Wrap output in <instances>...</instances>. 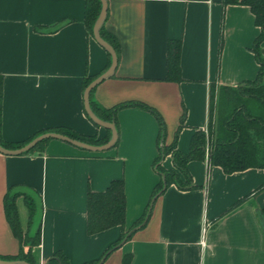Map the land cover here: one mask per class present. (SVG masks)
I'll use <instances>...</instances> for the list:
<instances>
[{
  "label": "crops",
  "instance_id": "obj_1",
  "mask_svg": "<svg viewBox=\"0 0 264 264\" xmlns=\"http://www.w3.org/2000/svg\"><path fill=\"white\" fill-rule=\"evenodd\" d=\"M84 6L85 0H0L4 142H24L57 127L106 136L83 106V78L101 74L109 60L86 28ZM103 27L117 41V66L95 87L92 100L105 109L136 102L155 110L166 128V145L174 141L184 113L176 147L185 154L194 133L207 130L211 86L216 95L224 89V116L239 99L236 89L257 76L252 45L260 28L246 5L107 0ZM169 40L181 42L180 82L165 79ZM116 119L117 142L102 152L50 139L41 152L0 153V256L19 251L3 208L5 194L16 187L41 202V212L29 224L23 197L16 199L22 231L33 235L40 227V243L32 249L35 264H47L57 252L69 264L99 260L149 204V216L101 264H122L125 255H131L130 264H264V169L225 174L195 159L187 164L194 189L171 185L151 202L162 180L154 165L162 146L158 121L138 107L119 110ZM160 164L174 170L171 156ZM114 180L124 184V226L89 236L87 193L104 192Z\"/></svg>",
  "mask_w": 264,
  "mask_h": 264
},
{
  "label": "trees",
  "instance_id": "obj_2",
  "mask_svg": "<svg viewBox=\"0 0 264 264\" xmlns=\"http://www.w3.org/2000/svg\"><path fill=\"white\" fill-rule=\"evenodd\" d=\"M224 5L227 4H242L249 7L254 15V21L260 28V32L254 40L252 50L255 53L258 62V72L254 81L246 82L239 86L237 94L239 99L228 112L222 116L221 104L224 101V89L219 88L218 94H215L213 86L210 88V117L207 127V135L204 131H197L191 137L189 152L182 153L177 150L176 140L184 123V113L179 120V126L174 136V141L166 145L164 138L166 128L163 120L159 114L147 107L146 105L128 102L118 104L112 108L105 109L98 106L91 98L90 107L93 113L102 121L112 122L117 129L116 114L119 110L127 107H138L152 113L159 124L158 142L162 144L159 149V155L156 158L154 165L156 172L162 177V180L155 186L151 202L153 199L163 193L169 186L175 185L180 190H191L195 186L192 184L191 176L187 170V164L195 159L205 160V148L208 144L209 153L207 163L211 166L220 167L225 174H232L247 170L249 168L264 169V56L261 54V43L264 40V0H222ZM101 9L100 0H85L84 18L83 21L89 34H92L93 24L98 17ZM100 34L114 48L116 55L118 54V44L115 37L104 30L102 25ZM180 51L181 42L178 40H169L167 43V57H166V81L180 82ZM109 54V53H108ZM110 55L107 66L110 65ZM93 77L85 76L83 78V90L90 84ZM215 95L218 98L217 104V121L215 127L212 125L213 100ZM1 99H2V76L0 75V128H1ZM239 101V102H238ZM224 104V103H223ZM57 133L66 136L70 139L77 140L92 146H101L106 144L111 132L106 130V136L98 139L95 136H82L68 128L57 127L35 134L30 139L24 142L7 143L1 138L0 131V146L8 149H18L34 138L45 133ZM48 140L40 142L34 149L28 153L41 152L44 149ZM171 156L174 170L164 169L160 161L166 157ZM16 187H11L4 196L3 208L6 220L9 227L19 243V251L14 256H0L1 260H20L28 264H35L32 249L40 243V227L29 235L24 233L20 226L19 216L16 207V199L23 197L24 203L28 210L29 224L32 223L37 212H41V202L30 194L24 191H14ZM125 194L124 184L122 180H114L110 182L109 186L104 192H88L86 198V231L89 236L95 235L110 228L120 226L123 227L125 223ZM240 203L234 206L236 208ZM150 204L147 207L144 215L136 221L128 232L122 234L121 238L112 246H110L103 256L90 264H101L108 255L123 241L126 235L135 227L141 225L146 217L149 216ZM129 238V237H128ZM131 255H125L122 264H130ZM48 264H69L67 258L60 252H57L49 260Z\"/></svg>",
  "mask_w": 264,
  "mask_h": 264
},
{
  "label": "water",
  "instance_id": "obj_3",
  "mask_svg": "<svg viewBox=\"0 0 264 264\" xmlns=\"http://www.w3.org/2000/svg\"><path fill=\"white\" fill-rule=\"evenodd\" d=\"M100 2H101V9L98 14V17L96 18L93 24L92 34H93L94 39L109 53L111 61H110V65L108 66V68L105 71H103L101 74L93 78L90 84L85 88L83 92V106H84V111L86 115L88 116L89 120L94 125L100 128H103L105 130H109L111 132V137L109 141L106 144L101 145V146H92V145H89V144H86V143H83L77 140L70 139L66 136H63L57 133L49 132V133H45V134H42L34 138L32 141H30L29 143H27L26 145L18 149L8 150L0 146L1 154L6 155V156L23 155V154L28 153L30 150L34 149L40 142L44 140H50V139H55V140L68 143L72 146H75L79 149H82L88 152H102V151L108 150L111 147H113L115 143L117 142V131H116L115 125L112 122H105V121L100 120L93 113L90 107L91 92L95 89L97 85H99L103 81V79L111 76L114 73L115 68L117 66V55H116L114 48L111 46V44H109L106 40H104L100 34V29L107 16V0H100ZM260 52L264 56V47L261 48ZM263 81H264V76H263ZM129 235L130 234H128V236H126L123 241H125L127 237H129ZM48 263L49 261L47 262V264ZM0 264H28V263L24 261H20V260L8 261V260L0 259Z\"/></svg>",
  "mask_w": 264,
  "mask_h": 264
},
{
  "label": "built area",
  "instance_id": "obj_4",
  "mask_svg": "<svg viewBox=\"0 0 264 264\" xmlns=\"http://www.w3.org/2000/svg\"><path fill=\"white\" fill-rule=\"evenodd\" d=\"M205 134L207 135V130L205 131ZM208 153H209V146L207 144L206 148H205V161L206 162H207V159H208Z\"/></svg>",
  "mask_w": 264,
  "mask_h": 264
}]
</instances>
